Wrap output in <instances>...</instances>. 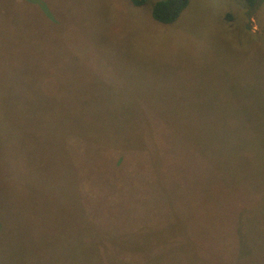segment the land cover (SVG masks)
Wrapping results in <instances>:
<instances>
[{
    "label": "rangeland",
    "instance_id": "1",
    "mask_svg": "<svg viewBox=\"0 0 264 264\" xmlns=\"http://www.w3.org/2000/svg\"><path fill=\"white\" fill-rule=\"evenodd\" d=\"M157 1L0 0V264H264V0Z\"/></svg>",
    "mask_w": 264,
    "mask_h": 264
},
{
    "label": "trees",
    "instance_id": "2",
    "mask_svg": "<svg viewBox=\"0 0 264 264\" xmlns=\"http://www.w3.org/2000/svg\"><path fill=\"white\" fill-rule=\"evenodd\" d=\"M146 1L147 0H130V2L133 3L134 5H141V4L145 3ZM242 1H244L247 6L252 7L254 4L257 3L258 0H242ZM260 1H263V0H260ZM260 1H258V2H260ZM187 4H188V0H159L152 5L151 15L156 21H159L162 23H170V22L177 19L180 12L186 7ZM44 150L45 151L49 150V155H53V153L51 152V149L48 146H45ZM50 159L53 161V159L51 157H50ZM57 160H58V158H57ZM19 161H20V164L22 163V165H17L15 162H14V164L16 166H19V167H26V171H27V169L31 170V168H29L24 163L22 158H20ZM63 169H64V165L61 164V162H58L54 171H63ZM12 179H14V177H12ZM97 194H99V192ZM104 194H105L104 191H101L102 197ZM81 208L82 207H80V210H81ZM30 214H31V212H30ZM111 216H114V215H109L108 217H111ZM63 228H64V226L61 224V227H60V230H61V237L60 238L61 239L57 245L58 250L66 249L67 244L69 246H71L70 242L62 235V231H63L62 229ZM66 230H68V229H66ZM167 242H168V247L166 249H163L161 252H165L170 248L174 249L176 252L179 251L180 240H178L176 238H171ZM156 249H157V246H153L148 251H140L139 252L140 254L144 255L145 259L147 260L145 264H147L150 259H154L155 255L153 253L155 252ZM163 258H165V257H163ZM145 259L142 258V259H140V261L138 260V262L142 263V260H145ZM93 260L94 261H92V262H89L87 260L84 262H78L76 264H108V262H109V261H106L104 257H102L101 260L99 258L93 259Z\"/></svg>",
    "mask_w": 264,
    "mask_h": 264
}]
</instances>
